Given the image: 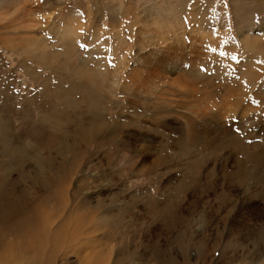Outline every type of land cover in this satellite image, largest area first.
<instances>
[{
  "label": "rangeland",
  "instance_id": "obj_1",
  "mask_svg": "<svg viewBox=\"0 0 264 264\" xmlns=\"http://www.w3.org/2000/svg\"><path fill=\"white\" fill-rule=\"evenodd\" d=\"M93 117L121 130L86 141ZM263 142L264 0H0V183L36 195L32 179H72L71 198L90 180L76 200L89 193L82 210L101 219L114 200L97 242L55 264L104 258L105 239L114 264H183V247L186 264H264V194L245 159ZM239 165L245 180L228 181ZM7 253L0 242V264Z\"/></svg>",
  "mask_w": 264,
  "mask_h": 264
},
{
  "label": "bare ground",
  "instance_id": "obj_2",
  "mask_svg": "<svg viewBox=\"0 0 264 264\" xmlns=\"http://www.w3.org/2000/svg\"><path fill=\"white\" fill-rule=\"evenodd\" d=\"M249 73L250 72L248 71V74ZM57 112L59 114L61 113V111H57ZM65 113L64 115H66ZM52 117L53 119L51 120L54 122L58 120L62 121L61 120L62 118H60L58 114H54ZM214 117L215 119L216 118L219 119L218 115H215ZM67 118L68 119H64V121L60 124L63 126L67 125V127L71 125L70 122L72 121V118L69 117ZM91 123L94 124L89 127L90 130L89 132L86 133V141L88 140L90 141L92 139L95 140L94 138L97 137L96 134H101L102 137H100V139L104 142L106 137L107 139H109L108 137L110 135H111L110 137H114L116 135V132L117 131L119 132V130H121V128L119 129V126H115V128H113L114 130L111 129L112 128L111 127L110 130L106 134H104V132H102L104 124H102L100 121H97L95 117H93ZM233 124L231 126H229V124L222 125L221 133L223 138L227 139L226 141L227 146L229 145L228 147H231V149L236 150L237 147L235 146L237 142H234L232 145L230 144V142L228 143L229 138L232 137L231 132L232 133L234 132L233 129L237 125V124L236 125ZM191 131L193 130H190V132ZM63 134L64 132L60 133V136L66 137V134L64 135ZM194 138L191 134L186 135V137L184 138V140L188 143V145L186 144L185 147L186 151L187 150L189 151L191 150V148H193L192 146H190V144L194 143V141L196 140V138L195 139ZM240 147L241 146L239 145V148ZM255 147L256 146L254 145V148ZM241 148H244V150H246L245 146ZM244 150L242 149V151ZM263 150L264 147H260L259 151L253 152L255 153V155L251 154L249 158H245L251 163L255 162V169L259 168V171H255L258 179H251V181L252 183L254 182L253 184L258 185L257 189L260 191L262 195L264 194V158L262 156L264 153ZM151 161L152 163H158L159 161H161V163L163 162V160L157 156H155V158H153ZM238 161L243 162L244 159L239 158ZM243 164L245 163L243 162ZM236 168L238 171L239 170L240 171L235 172L232 175L227 174V177L229 178L227 179L228 181L232 182L234 180V179H230L232 177L237 178L239 181L245 180V179H240V177H241V172L245 171L246 168L243 169L242 165H239ZM24 180H29V179H24ZM32 180L33 183L43 185L44 188L42 189L41 193H37L35 195L33 191L30 193L26 192V189L24 187H17V194H15V186L6 188L4 182L0 183V242H1V248L2 249L4 248L8 252L6 254L7 262L5 264H12L14 262H18L17 264H55L59 256V253H61L62 250L65 251L64 249L66 247H67L66 249H68L70 246L73 245L72 243L77 241L80 242L82 241L81 245L89 242L95 243L97 242L96 239L97 234L100 236V231H101L99 230L98 225L100 224H104V225L106 224L108 226L111 225V221L113 219V216L110 213V210L112 209V203H111L113 200L111 199L112 197L109 199L110 203L105 208V213L103 214L102 219L101 216L100 218L96 216L95 214L96 209L93 206L94 204L82 210L83 207H86L88 205L86 201L90 196L89 193L83 192L82 196H80L76 200L78 195L81 193L82 189L84 187L89 186V184L91 183L90 180L87 182L84 179L77 181V183L74 184L73 187L71 188L73 191L71 198L67 197V193L72 179L71 180L32 179ZM193 180L194 179H189V181H186V179H182L181 181H179L178 185L170 191L169 193L170 197H168V199L163 201L164 205L168 207L180 201L179 199L180 193H182L183 191H187V188L190 186V183ZM237 183L239 184V182ZM30 187L34 190L32 186ZM85 194L86 196L84 197ZM72 199L74 200L72 201ZM134 202L135 201H133V203ZM192 206L190 207L191 209ZM260 231H261L260 236L264 240V224H262V228ZM113 233H114L113 230L104 229V231H102L103 234L102 237L103 238L106 237L107 239H114ZM103 243L105 244L106 256L104 258H100L99 252L101 250H97L96 248H93L91 250L90 261L87 262V260H85L84 264H114L113 261L110 259V257H108L109 255L108 251L110 250V248H112V246L110 245L109 242H107L106 239L103 240ZM216 243L217 241L214 244L217 245ZM180 246H184V244H180ZM188 249L189 247L182 248L183 251L182 253L184 254L183 264L187 263L185 254L187 253ZM198 253L202 258L205 259L208 251L205 247L199 246ZM174 259L175 258L170 255V260L169 259H166V261L163 260L161 264L162 263L174 264ZM167 260H169V262ZM4 262H2V264ZM229 263L230 264L233 263V259H231ZM202 264H204V261L202 262Z\"/></svg>",
  "mask_w": 264,
  "mask_h": 264
},
{
  "label": "snow or ice",
  "instance_id": "obj_3",
  "mask_svg": "<svg viewBox=\"0 0 264 264\" xmlns=\"http://www.w3.org/2000/svg\"><path fill=\"white\" fill-rule=\"evenodd\" d=\"M83 46V45H82ZM213 51H215L214 49H213ZM222 55H223V53H222Z\"/></svg>",
  "mask_w": 264,
  "mask_h": 264
}]
</instances>
